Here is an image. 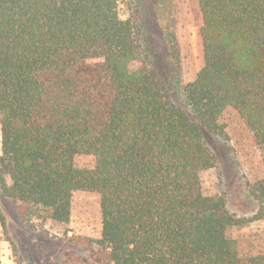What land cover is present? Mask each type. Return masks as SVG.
Returning a JSON list of instances; mask_svg holds the SVG:
<instances>
[{"label":"trees","instance_id":"1","mask_svg":"<svg viewBox=\"0 0 264 264\" xmlns=\"http://www.w3.org/2000/svg\"><path fill=\"white\" fill-rule=\"evenodd\" d=\"M123 1L0 0L2 194L63 226L76 193L100 197L101 239L63 264H264V236L229 237L242 222L202 179L227 109L264 163V0H197L204 64L180 102ZM249 194L264 223V179Z\"/></svg>","mask_w":264,"mask_h":264},{"label":"rangeland","instance_id":"2","mask_svg":"<svg viewBox=\"0 0 264 264\" xmlns=\"http://www.w3.org/2000/svg\"><path fill=\"white\" fill-rule=\"evenodd\" d=\"M121 8L137 12L143 37L150 43V69H158L180 102L179 86L192 82L204 64L203 22L197 0H124ZM220 123L223 135L205 136L214 166L202 175L204 189L209 196L221 197L229 213L241 220L228 234L244 242L254 235L264 236V223L254 221L258 206L249 194V186L264 179L263 156L235 110L227 109ZM95 164L92 156L75 158L79 169H92ZM5 178L10 184L9 177ZM0 216V264H63L68 259H89L101 239L100 197L93 193L75 194L70 224L63 226L35 218L24 220L19 204L4 196L0 185Z\"/></svg>","mask_w":264,"mask_h":264}]
</instances>
